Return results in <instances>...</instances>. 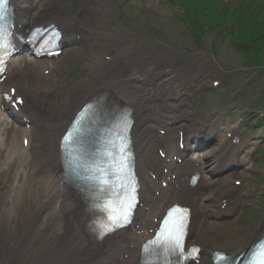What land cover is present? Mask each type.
Listing matches in <instances>:
<instances>
[{"label": "bare ground", "instance_id": "1", "mask_svg": "<svg viewBox=\"0 0 264 264\" xmlns=\"http://www.w3.org/2000/svg\"><path fill=\"white\" fill-rule=\"evenodd\" d=\"M17 1L19 0H14L13 3L17 6L18 12L22 14L19 18L20 23L17 25L19 35H22L28 26L32 28L34 25L54 24L60 27L67 38L71 37L74 44L63 60L64 65L61 64V61L54 62L52 66L40 63L30 66L26 62L24 70L26 80L27 78H36L37 72H40L39 81H45V79L56 80L48 91L35 84H28L27 88L24 84L21 86H8L12 80L4 82L0 86V92L1 89L15 88L16 96L23 94L26 115L21 114V117L25 118V121L31 125L30 133L21 130L17 136L12 137V142L9 143V131L12 130L11 132L14 134L17 132L14 131V128L11 130L8 128L10 124L5 125L4 119L1 118L3 112L0 114V125H5L0 136L6 137L5 139L0 138V264H139L142 244L151 237L150 232L156 229V220L174 202L181 203L183 204L181 206L192 210L187 244L202 249L198 264H213L211 257L215 251L236 257L264 236V224L258 228H253L250 233H247L248 229H246V233L242 231L236 239L233 234H231L233 236L228 234L222 239H217L214 234L210 233L198 235V229L200 230L202 227L209 225L213 220H221L220 216L222 215L224 217L233 216V221L236 220V216H240L241 210L246 205L245 201H236L239 190L234 186H230L226 193H222L216 188L221 187V182L230 184V182L239 181L238 177L245 172L241 174L235 172L222 181L208 184L205 182V179L210 176V174H207V167L215 164L219 170V167L221 169L227 168L229 163L242 166L247 162V159L244 161L240 159L230 160L235 157L237 153L235 147L237 146L229 145L233 151L231 153L227 147L222 150L223 143H220L215 153H203L200 156V163L185 161L181 152H172L171 148V143L178 139L173 133L177 131L178 134L184 132L182 126L176 125L178 121L173 122L174 125L170 130L172 134L167 137L166 141L160 140L159 145L167 147L165 152L167 157L181 159L182 164L173 163L174 165H169L167 175L162 174L160 168L155 172L158 180L167 182V190L158 185L148 184L144 170H140L142 209L131 226L134 230L129 229L127 232H119L112 238H106L101 242L91 241L82 233L80 226L72 215L67 213L58 216L57 213L63 208L64 185L59 138L84 102L89 97L91 99L101 92H114L119 99H122L134 110L133 116L139 122L144 123L142 118L144 113L141 105L145 98L142 97L140 90H149L148 92L151 95L163 90L165 87L170 90L177 83L171 80V72L163 69L157 74L154 73L170 61L166 58L167 55L162 58L139 57L141 66L134 62V55L136 53V55H139L135 48L141 45L142 41L138 42L133 38L132 41L130 39L131 43L127 44L125 40L128 37L120 35V31L109 25L110 23L106 18L108 12L105 10L108 6V0L60 1V9L54 7V1L56 0H29L31 2L27 1L26 3H29V5L24 8L18 6ZM116 1L114 0V2ZM80 2H87L92 5L90 7L82 6ZM90 15H96L99 19L96 22L94 33L86 37L85 32L90 28L87 23ZM83 19L85 20L82 21ZM75 25H78V30ZM133 29L137 28L133 27ZM89 37H93V40L87 41ZM110 41L119 42L120 45L118 46L117 55H108L110 58L106 61L105 54H102L103 51L100 50ZM92 51L97 52L92 53ZM87 53L96 58L97 75L100 79L93 81L89 91L86 90L87 92L80 97L73 99V105L70 108L65 107L69 100L59 102L57 105L53 102L52 104L46 103L44 98L50 99L52 93H63L64 90L68 92L71 89L63 77L70 71L68 66H72V62L80 60ZM92 64L94 65L92 62H88L87 65L91 66ZM63 66H66V68ZM46 70L53 71L56 75L52 76L53 78H44L41 72ZM119 82L130 84L132 91H123L124 87L121 88ZM180 86H184L183 91H186L188 101L197 98L198 93L192 85L189 86V89L187 85L180 84ZM31 106H34L33 112L30 110ZM181 107L182 105L178 106V108ZM56 113L58 115L51 124L49 119ZM17 116V114L11 115L10 118L18 120ZM46 116L50 118L48 119ZM18 125L21 124L18 123ZM138 126L140 129V125ZM199 126L201 125H197V128ZM208 127H211V125H208ZM139 129L137 128L136 133H134L135 140L139 144L138 152L145 149L141 145L142 138L138 134ZM36 131H45L44 137L51 133L48 137L47 148L44 146L45 141L43 139L34 145L32 133ZM228 132L233 135L238 133L236 130H228ZM215 133L218 134L220 131ZM191 134V131H185L183 143L186 144L189 141L187 138ZM40 137L43 138V136ZM21 138L22 142L20 143ZM24 140H29L27 148L24 146ZM39 148L42 152H39ZM26 151H30L33 157L27 156ZM164 161H160V165H163L166 169L167 166L164 165ZM31 163L35 165L31 166ZM176 171L178 172L174 178ZM255 171V164H251L246 169L248 173ZM191 173H198L203 176L202 179L204 178V180L199 183L202 188H215L213 197L204 199L200 188L192 189L190 184L186 185V179H189ZM215 174H219V171ZM28 180H30V186L26 187ZM37 192L38 195L33 197V194ZM157 192L160 193V197L156 196ZM28 198L30 202L26 201ZM28 204L31 205L32 212L26 209ZM216 226L223 227L224 224L219 221ZM59 227L62 231L57 235L54 230ZM137 232L141 236L136 235ZM215 240L216 244H213L212 241Z\"/></svg>", "mask_w": 264, "mask_h": 264}, {"label": "rangeland", "instance_id": "2", "mask_svg": "<svg viewBox=\"0 0 264 264\" xmlns=\"http://www.w3.org/2000/svg\"><path fill=\"white\" fill-rule=\"evenodd\" d=\"M178 1L117 0L114 2V0H108V7L105 9L108 12L106 18L110 26L120 31V35L128 37L127 44H130L133 38L138 42L142 41L137 47L139 55L136 53L133 57L137 64L142 65L139 57L162 58L167 55L166 58L170 61L162 65V68L179 72L189 80L186 85H192L197 91L200 89L199 97L195 100H200L202 106L197 105V107L202 109L204 104L210 114L211 122H217L220 128L233 127L242 123L243 128L247 127L253 132L259 129L258 132L250 135V141L262 142L261 145L246 148V151L255 150L253 162L257 167V172L244 178L246 183L243 189H246L247 199L252 203L235 223L227 222L220 228L216 225L204 226V232H212L210 234H215L217 239H222L233 231V234L237 236L254 221L261 223L264 221V164H261L264 151V50H262L264 47L258 45L259 41L257 45L249 44L248 56L258 61V65L246 62L240 51L241 43L244 41L239 42L231 36L233 35L231 23H227L225 27H215V29L207 23L198 25L197 31L201 35V40L198 41L189 27L190 24L181 18V15L187 14L189 10L185 13ZM240 1L249 0H219L221 4L227 2L236 4ZM98 19L99 17L93 16L88 22L95 25ZM132 26L137 29H133ZM260 44L264 45V43ZM109 45H111L110 49H117L120 43L111 41L106 46ZM66 54L67 52L59 60H64ZM90 60L91 56L86 55L81 61L72 62V66H69L70 71L64 75L63 79L67 81L71 90L77 85H84L88 80L94 79L96 67H85L86 62ZM92 62H96V59L94 58ZM63 67L66 68V66ZM23 75L24 73L16 74L14 79L24 84L39 83L37 76L24 81ZM51 81H44L41 84L47 89ZM84 87L88 88L89 84ZM55 97L58 99L63 95L56 93ZM57 115L56 113L53 116ZM36 139L39 140V136H36ZM210 193L205 194L209 197ZM256 217L260 219L256 220ZM231 225L233 231L228 230ZM212 243L216 244V240Z\"/></svg>", "mask_w": 264, "mask_h": 264}, {"label": "snow or ice", "instance_id": "3", "mask_svg": "<svg viewBox=\"0 0 264 264\" xmlns=\"http://www.w3.org/2000/svg\"><path fill=\"white\" fill-rule=\"evenodd\" d=\"M7 0H0V19H3L4 12L6 11ZM11 47L10 36L6 29L0 28V62L3 61V56L7 54L8 48ZM8 99V97H5ZM13 103H21V101H13ZM68 140V137L65 138ZM69 143L75 145L76 137ZM124 149H121L123 152ZM81 168L86 172V178L91 179L98 185V190L103 192L109 185V176L112 174L107 170L99 167H92L88 164L81 163L80 155L76 153V159L73 161V168ZM127 168V157L122 156L119 161L118 171L123 173ZM97 172L99 176L97 177ZM123 188V184L121 185ZM111 197H108V201ZM103 201L100 203L97 211L107 212L109 223L101 226L103 234L114 231L115 228L123 226L130 219L131 210L135 206V189L128 192L126 197H121L120 201L111 202ZM185 216L186 211L180 209H173L169 212L168 216L163 220L162 225L154 237L145 246V253L152 254L153 252L158 257L159 264H163V259L167 255H180L183 253V237L185 235ZM198 252V250H194ZM216 264H231V259L223 254H218L215 257ZM246 264H264V241H260L255 245L249 253L245 256Z\"/></svg>", "mask_w": 264, "mask_h": 264}, {"label": "trees", "instance_id": "4", "mask_svg": "<svg viewBox=\"0 0 264 264\" xmlns=\"http://www.w3.org/2000/svg\"><path fill=\"white\" fill-rule=\"evenodd\" d=\"M219 13H216V11H212L211 15L213 16H218ZM252 17L248 20V25L252 28V30L248 33H245V35L249 38H253V41H259L262 43H264V31L261 34L260 32V28L262 29L264 26V19L262 17H260V11H257L255 14L251 15ZM242 21H246L247 19L243 17H241ZM252 21V22H251Z\"/></svg>", "mask_w": 264, "mask_h": 264}]
</instances>
